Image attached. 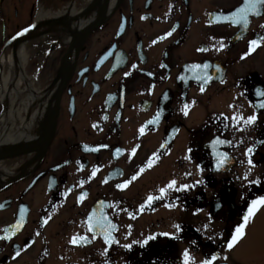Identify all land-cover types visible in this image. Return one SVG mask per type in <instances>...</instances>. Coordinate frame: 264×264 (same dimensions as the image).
<instances>
[{
	"label": "flooded vegetation",
	"instance_id": "flooded-vegetation-1",
	"mask_svg": "<svg viewBox=\"0 0 264 264\" xmlns=\"http://www.w3.org/2000/svg\"><path fill=\"white\" fill-rule=\"evenodd\" d=\"M244 3L91 0L81 28L69 14V37L44 36L43 128L54 129L46 148L3 163L0 264H185V253L189 264H264L255 242L228 248L264 198V5L231 23ZM172 181L189 187L149 206ZM94 212L117 226L114 242L89 231Z\"/></svg>",
	"mask_w": 264,
	"mask_h": 264
},
{
	"label": "bare ground",
	"instance_id": "bare-ground-1",
	"mask_svg": "<svg viewBox=\"0 0 264 264\" xmlns=\"http://www.w3.org/2000/svg\"><path fill=\"white\" fill-rule=\"evenodd\" d=\"M90 1L83 2L80 9H77L76 4H71L67 10L58 13L40 11L37 21L42 24L47 23L48 19L57 17L64 21V18L70 14L73 17L71 21L69 20L70 26L76 30L81 28L89 19V15L86 16V14L90 11L88 9ZM87 9L88 11H85ZM83 11L86 13L80 14ZM70 26L60 23L51 26V30L62 34L66 39L72 30ZM43 28L44 30L47 29L45 25ZM29 43L18 46L15 55L10 48L2 57L3 72L0 78V100L9 101V105H7L9 110L0 119V151L23 147L30 143H41L40 137L45 130L43 127H46L43 122L45 119L43 112V107L46 104L45 95L41 91H35L33 82L28 80L25 75ZM5 162L0 161V175L2 176L11 171L10 166L3 165Z\"/></svg>",
	"mask_w": 264,
	"mask_h": 264
},
{
	"label": "rangeland",
	"instance_id": "rangeland-1",
	"mask_svg": "<svg viewBox=\"0 0 264 264\" xmlns=\"http://www.w3.org/2000/svg\"><path fill=\"white\" fill-rule=\"evenodd\" d=\"M85 1L87 0H64L63 3L57 6L55 5L56 0H2L0 7V78L3 72L2 57L12 46V43L7 44L8 41L12 37L17 36L21 31L27 29L28 27L23 29L26 24L30 23L31 21H33L34 24L40 11L46 13H58L67 9L68 5L70 6L72 3L76 4L77 9H80V6ZM32 5L36 6L34 19L29 17ZM43 38L44 37H41L35 41H30L28 46V64L27 67H25L26 78L33 82V89L39 92L44 90L46 81L50 76V72H45L44 70L42 71L44 63L40 50L42 49ZM4 103L9 104V101L0 100V104L5 105ZM4 111L5 108L1 110L0 105V113L2 114ZM22 161L23 158L18 160L17 163H12L9 165H11L13 168H17V165L22 163ZM243 238V243L247 247L251 243L255 242V246L258 248V250L264 248V208L262 211L253 216L252 219H250L247 227L244 230Z\"/></svg>",
	"mask_w": 264,
	"mask_h": 264
},
{
	"label": "snow or ice",
	"instance_id": "snow-or-ice-1",
	"mask_svg": "<svg viewBox=\"0 0 264 264\" xmlns=\"http://www.w3.org/2000/svg\"><path fill=\"white\" fill-rule=\"evenodd\" d=\"M257 5H264V0H245L244 6L240 7L236 12H234L232 14L231 17V23L234 24H247L248 23V15L250 12H253L256 10ZM25 32L28 31L27 29L24 30ZM24 32H21L19 35H23ZM264 39V38H262ZM260 44V41L257 40H252L250 41V48L254 51ZM201 51H203V49H201ZM200 65H192L190 71L193 72V78L198 79V80H204L205 82H207L210 77H207L206 75H201L198 70L200 69ZM208 68V65H204V69L206 70ZM181 79H184V77H181ZM203 87H201V91H203ZM260 95L264 96V92H261ZM188 105L185 104L184 105V112L185 115L188 114ZM259 107L264 108V103L260 104ZM227 119V118H226ZM233 121H237V120H242L246 125H251L254 124L257 117L256 116H250L248 117L246 120L243 117H232ZM159 120V114L157 115L156 119L153 121H150L149 123L151 124H155L157 121ZM140 132L143 134L144 132V128L142 127L140 129ZM216 143H220V141L218 140ZM117 151H120L119 149ZM252 149H248L249 154L252 153ZM135 150H133V154H134ZM226 158V157H225ZM155 159V157H154ZM149 166H151L152 164V160H149ZM221 163H223V160H221ZM249 164H252L251 159L249 158ZM95 175V169L93 170V176ZM132 179H136L135 176H133ZM83 183V182H81ZM130 183V181L128 182ZM176 181H172L167 185V188L164 189H160V193L161 195L159 197H153V196H149L148 197V205L150 206L154 200L156 199H163L164 198V194L167 192L168 189H172L175 191H181V190H185L189 187V185H184L182 186V188H176ZM127 186V184H121L118 185V187H120L121 189H124ZM83 199V196L81 197V200ZM261 206H264V198H260L257 200H253L251 207L249 208L248 214L243 218L244 219V223L238 227L235 231V235H233L232 237V241L231 243L228 244V248L231 249L236 243H238L244 236V228L245 226L248 224L249 220L251 219V217L255 214L256 211L259 210V208ZM142 210V209H141ZM22 219V218H21ZM88 225H89V231H93L94 235H103L104 241L106 244H110L112 242H114L113 237H112V232L116 230V225L113 224L110 220L107 219L106 216H104L103 213L100 214V216L97 218L96 217V213L94 212L93 215L91 217H89V221H88ZM15 227H19V225L15 226ZM179 227V225H177V228ZM6 232H9L10 234L14 231V229H6ZM166 235V234H165ZM9 236H5V237H0V239H9ZM80 239H84V238H80ZM154 239V237H153ZM77 242V238H73V243ZM19 253H17L18 255ZM190 262V257L188 256L187 253H185V264H189Z\"/></svg>",
	"mask_w": 264,
	"mask_h": 264
},
{
	"label": "water",
	"instance_id": "water-1",
	"mask_svg": "<svg viewBox=\"0 0 264 264\" xmlns=\"http://www.w3.org/2000/svg\"><path fill=\"white\" fill-rule=\"evenodd\" d=\"M95 1L96 2H102V0H95ZM60 23L63 24V21H55L54 23L49 24V26H53V25L60 24ZM42 26L43 25L40 24L38 27H36L37 29H35V27H32V28L28 29V31H26V32L23 31L24 32L23 35H18L11 42L12 43L11 48H12L13 54L14 55L16 54V49L21 44L27 43L28 41H31V40L38 38V36L44 32L42 29L43 28ZM54 122H55V119L54 120L52 119L50 121L49 126H47V128L41 134V137H40L41 143H36V144L30 143L28 145L27 144L24 145L23 147L11 148V149L6 150V151L5 150L0 151V161L11 160V159L23 156L25 154L29 155L30 153H38L44 148V146L46 148V145L48 144V142L51 139V136L53 134ZM42 152H44V151H42Z\"/></svg>",
	"mask_w": 264,
	"mask_h": 264
}]
</instances>
